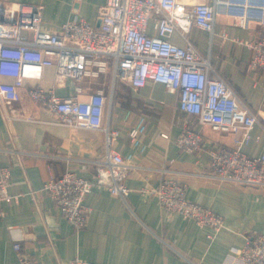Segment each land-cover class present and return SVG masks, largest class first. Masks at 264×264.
I'll use <instances>...</instances> for the list:
<instances>
[{"label":"crops","instance_id":"crops-1","mask_svg":"<svg viewBox=\"0 0 264 264\" xmlns=\"http://www.w3.org/2000/svg\"><path fill=\"white\" fill-rule=\"evenodd\" d=\"M0 1L42 4L43 29L56 31L76 12L98 23L106 0H82L79 7L74 0ZM258 30L256 24L245 29L219 14L213 33L198 28L191 33L199 50L210 55L213 66L253 110L264 109V69L250 67L247 45ZM25 35L30 38L31 33ZM172 39L185 44L178 34ZM37 82L62 97L73 95L77 85L72 78L58 82L53 68L46 69ZM33 83L28 81L20 89L21 99L11 105L17 118L7 121L0 108V165L11 170V197L0 204V264H18L13 248L17 239L40 264H67L74 257L105 264H222L233 249L243 245L247 232H264L263 189L220 183L198 174L208 171L212 147L233 146L235 133L214 130L182 111L178 93L162 83L149 81L135 89L118 81L113 86L107 73L85 78L83 95L105 89L109 97L105 122L120 131L117 147L124 155L133 153L138 168L126 178L127 202L95 186L85 197L91 208L88 223L75 229L44 184L67 171L94 178L95 161L104 155L105 132L57 123L50 110L30 98L28 86ZM141 115L147 126L145 151L132 145L129 136ZM186 127L205 135L200 150L187 152L176 144ZM251 135L243 150L250 156L264 154L263 127L256 124ZM161 169L188 184L189 199L223 215L225 227L213 239L211 228L169 211L157 197L142 191L159 184Z\"/></svg>","mask_w":264,"mask_h":264},{"label":"built area","instance_id":"built-area-1","mask_svg":"<svg viewBox=\"0 0 264 264\" xmlns=\"http://www.w3.org/2000/svg\"><path fill=\"white\" fill-rule=\"evenodd\" d=\"M81 1L74 0L75 5L79 7ZM219 14L233 18L245 29L259 26L247 43L251 49L249 65L264 69V0H106L98 23L76 12L56 31L43 29L42 4L0 1V77L5 79L0 81V108L6 120L17 118L11 105L21 99L20 89L32 80L30 98L50 110L57 123L105 132L104 155L95 161L94 178L67 171L44 184L75 229L88 223L91 208L85 197L95 186L105 187L127 202L130 188L126 178L138 168L134 154L124 155L117 147L120 131L105 122L109 100L105 89L83 95L81 82L104 73L109 74L113 86L118 81L135 89L149 81L162 83L178 93L182 111L214 130L235 133L233 146L212 147L208 171L198 174L220 183L264 190V154L250 156L243 150L251 141L254 126L264 129V109L249 108L213 66L210 55L202 53L191 38L194 28L213 33ZM25 32L31 33L30 38ZM175 34L184 45L173 41ZM222 36L227 37V33ZM48 68L55 70L58 82L75 80V93L62 97L53 88L42 87L37 81ZM146 128L141 115L129 131L132 145L141 151L146 149ZM204 142L203 132L187 127L176 138L178 147L187 152L200 150ZM161 170L159 184L142 191L157 197L169 211L211 228L209 237L213 239L225 227L223 215L189 199L188 184ZM10 176V168L0 165V204L11 197ZM244 237L243 245L233 249L222 264H264V232H247ZM13 248L18 264H40L22 239L15 240ZM67 264L105 263L74 257Z\"/></svg>","mask_w":264,"mask_h":264},{"label":"rangeland","instance_id":"rangeland-1","mask_svg":"<svg viewBox=\"0 0 264 264\" xmlns=\"http://www.w3.org/2000/svg\"><path fill=\"white\" fill-rule=\"evenodd\" d=\"M192 36V35H191ZM192 38V37H191Z\"/></svg>","mask_w":264,"mask_h":264}]
</instances>
